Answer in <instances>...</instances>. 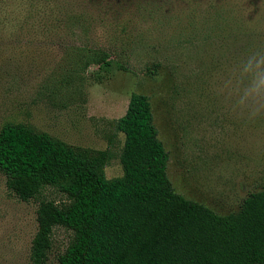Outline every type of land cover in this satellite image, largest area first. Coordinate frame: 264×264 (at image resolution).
Listing matches in <instances>:
<instances>
[{
	"label": "rangeland",
	"instance_id": "374dc122",
	"mask_svg": "<svg viewBox=\"0 0 264 264\" xmlns=\"http://www.w3.org/2000/svg\"><path fill=\"white\" fill-rule=\"evenodd\" d=\"M104 48L110 65L67 88L78 51ZM264 52V0H0V129L24 122L74 145L110 148L107 177L122 175L124 135L113 121L146 94L174 189L220 214L264 190V99L236 103L240 64ZM19 199L0 171V264H31L41 200ZM72 231L57 225L46 264H59Z\"/></svg>",
	"mask_w": 264,
	"mask_h": 264
},
{
	"label": "trees",
	"instance_id": "16d2710c",
	"mask_svg": "<svg viewBox=\"0 0 264 264\" xmlns=\"http://www.w3.org/2000/svg\"><path fill=\"white\" fill-rule=\"evenodd\" d=\"M110 63L104 48L80 49L67 88L78 91L83 71ZM113 124L124 141L123 173L112 178L105 172L115 155L110 148L74 145L24 122L1 127L0 171L8 189L25 201L46 186L66 197L40 201L31 264H46L57 225L72 231L59 264H264V190L227 214L177 192L146 94L132 93Z\"/></svg>",
	"mask_w": 264,
	"mask_h": 264
},
{
	"label": "clouds",
	"instance_id": "9594fccd",
	"mask_svg": "<svg viewBox=\"0 0 264 264\" xmlns=\"http://www.w3.org/2000/svg\"><path fill=\"white\" fill-rule=\"evenodd\" d=\"M240 72L248 77V84L242 89L236 103L244 105L250 98L264 99V52L249 54L241 61Z\"/></svg>",
	"mask_w": 264,
	"mask_h": 264
}]
</instances>
